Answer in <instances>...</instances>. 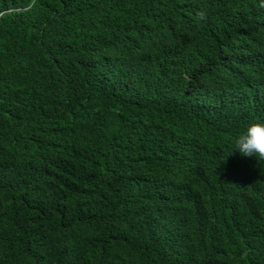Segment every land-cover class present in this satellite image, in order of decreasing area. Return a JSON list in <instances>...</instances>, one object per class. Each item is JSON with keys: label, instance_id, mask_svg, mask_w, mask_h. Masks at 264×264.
Segmentation results:
<instances>
[{"label": "trees", "instance_id": "trees-1", "mask_svg": "<svg viewBox=\"0 0 264 264\" xmlns=\"http://www.w3.org/2000/svg\"><path fill=\"white\" fill-rule=\"evenodd\" d=\"M261 2L0 0V264H264Z\"/></svg>", "mask_w": 264, "mask_h": 264}, {"label": "clouds", "instance_id": "clouds-1", "mask_svg": "<svg viewBox=\"0 0 264 264\" xmlns=\"http://www.w3.org/2000/svg\"><path fill=\"white\" fill-rule=\"evenodd\" d=\"M259 6L264 7V0ZM196 19L200 23L207 22V13L199 11ZM233 144L235 151H239L243 156H255L257 160H264V120L256 119L246 124L235 135Z\"/></svg>", "mask_w": 264, "mask_h": 264}]
</instances>
